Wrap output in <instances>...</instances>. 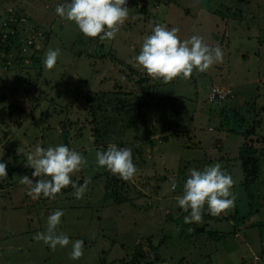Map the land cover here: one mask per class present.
Segmentation results:
<instances>
[{
	"label": "rangeland",
	"instance_id": "obj_1",
	"mask_svg": "<svg viewBox=\"0 0 264 264\" xmlns=\"http://www.w3.org/2000/svg\"><path fill=\"white\" fill-rule=\"evenodd\" d=\"M60 2L0 0V264H264V0H126L128 17L103 41L58 16ZM156 22L219 45L222 61L150 77L134 56ZM50 48L60 52L48 68ZM222 87L231 96L213 102ZM110 142L132 148V178L96 164ZM56 143L85 157L72 174L88 180L79 199L71 185L49 199L19 183L36 179L26 153ZM216 161L234 180V204L185 223L176 197L187 169ZM57 208L70 242L53 249L34 234Z\"/></svg>",
	"mask_w": 264,
	"mask_h": 264
},
{
	"label": "clouds",
	"instance_id": "obj_2",
	"mask_svg": "<svg viewBox=\"0 0 264 264\" xmlns=\"http://www.w3.org/2000/svg\"><path fill=\"white\" fill-rule=\"evenodd\" d=\"M55 12L63 19L73 21L78 30L87 37H98L101 41L113 39L120 25L129 15L126 0H62ZM177 27H167L156 22L150 33L144 35L134 61L150 77L170 81L175 77H189L193 70L205 72L214 63L221 62L223 50L219 45H210L200 34L187 38L178 35ZM60 50L46 51L43 64L51 68L57 61ZM82 153L65 143L36 144L26 153V165L32 169L31 179L27 174L19 176V183L27 186L33 195L53 199L65 186L71 185L73 195L79 199L87 190L88 180L81 183L72 179V174L85 164ZM95 162L121 178L129 179L137 171L133 162V150L128 146H118L110 142L104 148L95 150ZM183 183L182 194L176 197L181 210L187 211L185 223L199 222L202 210L207 207L211 214H219L229 209L235 200L231 191L234 180L230 173L216 161L202 168H189ZM7 176L6 164L0 160V177ZM176 187L175 183L171 186ZM63 209L57 208L46 217V229L34 234V239L42 240L50 248L69 244V236L58 230ZM84 241H71L70 255L77 259L83 254Z\"/></svg>",
	"mask_w": 264,
	"mask_h": 264
},
{
	"label": "built area",
	"instance_id": "obj_3",
	"mask_svg": "<svg viewBox=\"0 0 264 264\" xmlns=\"http://www.w3.org/2000/svg\"><path fill=\"white\" fill-rule=\"evenodd\" d=\"M231 93L232 91L229 87L213 88L210 99L213 102H220L231 96Z\"/></svg>",
	"mask_w": 264,
	"mask_h": 264
},
{
	"label": "trees",
	"instance_id": "obj_4",
	"mask_svg": "<svg viewBox=\"0 0 264 264\" xmlns=\"http://www.w3.org/2000/svg\"><path fill=\"white\" fill-rule=\"evenodd\" d=\"M229 120V119H228ZM231 122V121H230ZM229 123V122H228ZM242 157L243 159H245L246 161H251V159L249 158L250 157V154L248 152H245V153H242Z\"/></svg>",
	"mask_w": 264,
	"mask_h": 264
}]
</instances>
